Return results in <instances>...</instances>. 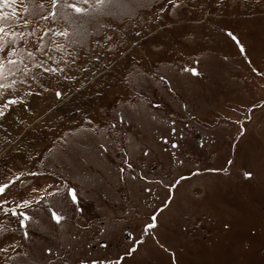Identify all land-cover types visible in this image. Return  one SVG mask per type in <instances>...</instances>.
<instances>
[{
	"label": "rangeland",
	"instance_id": "1",
	"mask_svg": "<svg viewBox=\"0 0 264 264\" xmlns=\"http://www.w3.org/2000/svg\"><path fill=\"white\" fill-rule=\"evenodd\" d=\"M0 29V264H264V0H0Z\"/></svg>",
	"mask_w": 264,
	"mask_h": 264
},
{
	"label": "snow or ice",
	"instance_id": "2",
	"mask_svg": "<svg viewBox=\"0 0 264 264\" xmlns=\"http://www.w3.org/2000/svg\"><path fill=\"white\" fill-rule=\"evenodd\" d=\"M85 2H87V0H85ZM97 2H98V3H105L106 0H97ZM71 7H73V9H74L77 13H80V12L83 11L81 8L76 7L75 4L71 5ZM0 31H3V29H0ZM58 95H59V93H58ZM15 102H16V101H11V103H15ZM7 187H8V185H0V196L3 195V193L5 192V190L7 189ZM72 196H73V200H75V199L77 198V197H76V193H75L74 190H73V192H72ZM24 203L27 204L28 202L25 201ZM6 211H10V212H12L13 214H16L14 209H8V210H6ZM53 218L56 219L57 222H59L60 219H61V217L57 216L55 213H53ZM25 219H27V217H25ZM21 223H22V226H23V221H21ZM152 226H153V225H149V227H152Z\"/></svg>",
	"mask_w": 264,
	"mask_h": 264
}]
</instances>
